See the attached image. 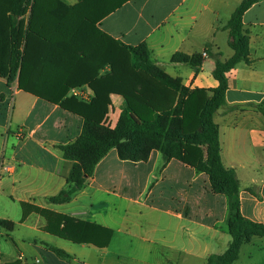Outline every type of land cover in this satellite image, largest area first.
Here are the masks:
<instances>
[{
    "label": "crops",
    "instance_id": "0c3cea01",
    "mask_svg": "<svg viewBox=\"0 0 264 264\" xmlns=\"http://www.w3.org/2000/svg\"><path fill=\"white\" fill-rule=\"evenodd\" d=\"M242 2L131 0L97 22L96 30L90 27L92 35L79 32L71 37L72 62L63 63L56 53L55 64H41V74L52 69L54 74L79 75L95 68L103 76L110 72L109 65L102 66L110 39L129 46L146 43L158 68L188 90L182 126L185 132L195 131L209 91L219 86L217 62L227 63L235 55L227 25ZM243 24L250 39V63L241 62L225 73V103L214 121L222 163L235 170L240 181L242 215L264 224V0L245 12ZM177 53L204 60L198 67L173 63ZM6 56L0 49V72ZM84 56L91 67L80 61ZM39 75L41 89L63 88L55 81L40 82ZM70 95L86 103L94 98L88 85L71 88ZM178 100V95L172 100L158 95L155 107L173 108ZM127 108L121 95H111L103 124L114 129ZM84 122L60 104L19 89L18 80L9 86L0 77V220L15 223L11 232L0 229V264H206L209 257L227 251L232 242L229 201L195 168L200 158L195 146L189 148L186 162L169 159L160 149H152L147 158L123 159L114 148L70 201L52 203L51 197L69 187L74 166L57 147L76 141ZM60 217L108 230L111 239L103 244L102 230L98 245L61 237L65 225ZM51 248L65 251L71 260ZM233 264H264V237L245 243Z\"/></svg>",
    "mask_w": 264,
    "mask_h": 264
},
{
    "label": "trees",
    "instance_id": "16d2710c",
    "mask_svg": "<svg viewBox=\"0 0 264 264\" xmlns=\"http://www.w3.org/2000/svg\"><path fill=\"white\" fill-rule=\"evenodd\" d=\"M77 1L76 6H69L62 0H0V49L4 48L7 52L6 67L4 72H0V77L7 79L9 86L18 80L19 89L60 104L85 120L83 131L76 141L57 147L65 159L74 161V166L68 180L69 187L51 197L50 201L58 204L70 201L72 193L85 187L97 164L114 148L119 150L123 159L147 158L152 149H160L167 158L186 162L189 148L195 146L200 149L195 168L206 173L212 189L225 195L229 201L227 224L232 242L224 254L209 257L206 264H233L245 243L255 236L264 237V224L242 215L240 181L236 171L225 168L222 163L219 127L214 115L225 103L228 88L225 73L241 62L250 63V39L243 16L261 0H243L229 21L227 28L231 31L235 55L227 63L217 62L214 75L219 86L209 91L210 95L199 114V126L192 132H185L182 126L184 98L188 90L182 86L180 79H174L158 68L146 43L129 46L110 39L108 56L104 53L102 65H109L110 72L103 76L95 68L79 75L54 74L52 69H42L46 73L41 74V64L46 63V68L48 64L53 65L56 53L63 58V63L72 62L74 43L71 37L79 32L92 35L88 31L90 27L96 30L97 22L131 0ZM54 37L64 39L53 43L50 39ZM85 58H80V61L91 67L88 56ZM203 60L201 55L177 53L171 61L198 67ZM37 72L40 73V82L55 81L63 88L58 92L41 89L36 80ZM82 85H88L94 92L92 102L86 103L70 95L71 88ZM113 94L121 95L128 104L114 129L102 122ZM158 95L166 100L178 95L179 100L175 107L157 111L155 101ZM60 219L65 226L59 236L76 243L98 245L102 242L97 239L101 230L103 244L107 245L111 239L112 232L94 224L72 221L68 217ZM1 228L11 232L15 223L0 220ZM51 250L60 258L71 260L65 251L58 248Z\"/></svg>",
    "mask_w": 264,
    "mask_h": 264
},
{
    "label": "built area",
    "instance_id": "2783aa9c",
    "mask_svg": "<svg viewBox=\"0 0 264 264\" xmlns=\"http://www.w3.org/2000/svg\"><path fill=\"white\" fill-rule=\"evenodd\" d=\"M206 55V54H205ZM18 135L22 136L23 135V131H18Z\"/></svg>",
    "mask_w": 264,
    "mask_h": 264
}]
</instances>
